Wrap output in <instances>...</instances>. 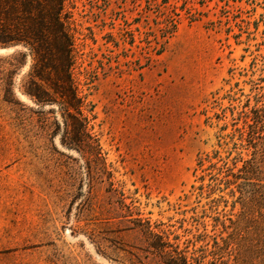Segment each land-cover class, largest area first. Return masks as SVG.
Here are the masks:
<instances>
[{"label": "rangeland", "instance_id": "1", "mask_svg": "<svg viewBox=\"0 0 264 264\" xmlns=\"http://www.w3.org/2000/svg\"><path fill=\"white\" fill-rule=\"evenodd\" d=\"M67 11L82 116L23 94L28 50L0 47V264H264V173L232 176L264 161V0Z\"/></svg>", "mask_w": 264, "mask_h": 264}, {"label": "trees", "instance_id": "2", "mask_svg": "<svg viewBox=\"0 0 264 264\" xmlns=\"http://www.w3.org/2000/svg\"><path fill=\"white\" fill-rule=\"evenodd\" d=\"M71 13L67 11V0H0V47L22 46L28 50L27 55L31 58L28 82L23 88V94L28 96L37 105H59L65 115L72 111L83 115V100L78 94L75 82L74 70L77 63L76 37L71 28ZM16 55L11 59L17 64ZM264 108V107H263ZM261 109L257 110L255 122L262 124L263 117ZM264 111V109H263ZM262 120L261 122H259ZM81 128H85L83 120H77ZM241 133V144L239 149H244L243 141L249 142L250 146L256 143V136L252 125L248 133V139ZM258 152V149L255 150ZM235 163L240 156L237 153ZM216 158V157H215ZM213 157L207 155L199 159L202 169L206 163H211ZM244 166L239 172L243 176L232 173L236 179L244 180L247 185L252 186L255 177L264 173V161L256 155L243 161ZM228 163H225L227 165ZM236 168V166L234 167ZM263 170V171H262ZM264 207L259 210L258 219L251 229L252 241L260 243L257 247L262 251L264 257ZM254 211V210H253ZM149 234H152L149 231ZM252 249L254 248L253 245ZM164 252V250H163ZM182 264H188L185 259Z\"/></svg>", "mask_w": 264, "mask_h": 264}]
</instances>
